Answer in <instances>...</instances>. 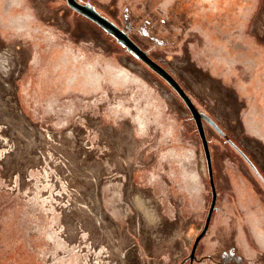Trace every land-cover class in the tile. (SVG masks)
I'll list each match as a JSON object with an SVG mask.
<instances>
[{
	"label": "rangeland",
	"instance_id": "rangeland-1",
	"mask_svg": "<svg viewBox=\"0 0 264 264\" xmlns=\"http://www.w3.org/2000/svg\"><path fill=\"white\" fill-rule=\"evenodd\" d=\"M0 264H264V0H0Z\"/></svg>",
	"mask_w": 264,
	"mask_h": 264
},
{
	"label": "bare ground",
	"instance_id": "bare-ground-1",
	"mask_svg": "<svg viewBox=\"0 0 264 264\" xmlns=\"http://www.w3.org/2000/svg\"><path fill=\"white\" fill-rule=\"evenodd\" d=\"M174 65V64H173ZM176 101V100H175ZM202 156V155H201ZM205 170V169H204Z\"/></svg>",
	"mask_w": 264,
	"mask_h": 264
}]
</instances>
